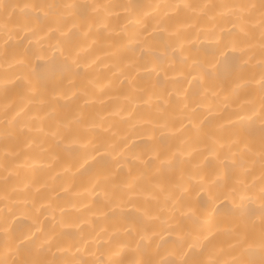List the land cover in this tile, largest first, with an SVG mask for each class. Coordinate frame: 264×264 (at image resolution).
<instances>
[{"label":"snow or ice","instance_id":"6c2138e0","mask_svg":"<svg viewBox=\"0 0 264 264\" xmlns=\"http://www.w3.org/2000/svg\"><path fill=\"white\" fill-rule=\"evenodd\" d=\"M112 9L119 11L113 13ZM102 12L105 19L122 12L127 21L116 32L117 44L127 54L123 63L128 71L120 72L123 79L119 81L127 85L123 99L133 106L127 117H132L136 106L148 104L153 96L156 99V119L130 123V132L122 138L119 150L113 141L115 133L110 126H104L105 118L85 114L88 99L56 119L49 132L34 124L37 119L34 105H48L49 115H54L53 102L57 97L72 104L87 97V92L74 90V80L81 75L80 55L84 51L78 38L88 35L92 30L89 21L98 19ZM189 12L209 20L221 17L232 27L221 24L203 30L195 24H186L183 27L192 31L183 35L171 22L176 15ZM147 18L154 23H144ZM129 26L136 29L132 34ZM103 27L109 30L107 23ZM237 28L239 32L235 31ZM250 30L259 31L264 52V0L231 4L176 0L147 5L0 0V155L4 160L0 165L3 194L0 202L4 203L0 209V264H264V60L256 82L258 99L250 93L249 99L232 107L229 97H224L223 107L228 115L217 128L222 131L227 127L228 139L222 143L214 133H205V148L213 157L214 178L198 185L207 205L200 215L189 200L188 187L175 179L176 173L184 175L180 165L190 153L180 145L162 148L155 135L157 131L161 135L170 131L168 114L175 105L181 106L183 118L199 131L194 119L203 105L194 99L190 107L188 89L182 84L203 89L205 93L211 91L212 95H216L217 87L227 91L219 65L229 49L246 54L241 37L246 38ZM201 39L211 44L212 56L202 58L198 54L196 42ZM177 54L181 66L187 69L186 73H179L180 79L173 80L180 87L154 92L155 85L145 89L134 84L132 72L164 73L167 78L162 65L167 59L171 66ZM35 61L44 62L43 73L36 71ZM65 70L67 76L58 75ZM206 83L211 87H205ZM239 87L236 84L232 88L233 95ZM206 112L201 123L216 116L212 108ZM96 129H101L102 134L94 135ZM33 130L53 137L57 149L75 162L73 167L79 164L72 172L74 180L82 169H96L91 181L93 189L103 184L107 190L102 206L92 214L103 217L106 227L97 231L82 216L66 222L62 219L64 209H57L51 203L48 208L53 223L46 226L39 219L36 201L27 191L30 186L25 184L19 190L22 196L15 195L18 190L13 179L18 172L10 161L20 154L21 138ZM132 135L147 138L150 145L147 152L130 154ZM246 156L259 161L258 182ZM51 160L59 161V152L52 153ZM157 162L158 166L151 167ZM117 173H124L130 179L118 181ZM58 175L53 172L50 179L55 180ZM196 175L199 173L188 172V180ZM237 175L244 179H235ZM145 190L147 195L141 200ZM35 191L39 192V188ZM161 197L167 205L164 217L147 207L149 201H159ZM21 205L37 213L28 225H23L17 217L18 212L24 215ZM57 210L59 220L55 215Z\"/></svg>","mask_w":264,"mask_h":264},{"label":"bare ground","instance_id":"6f19581e","mask_svg":"<svg viewBox=\"0 0 264 264\" xmlns=\"http://www.w3.org/2000/svg\"><path fill=\"white\" fill-rule=\"evenodd\" d=\"M12 2L22 3L24 0H12ZM80 3H99V4H121L127 2L139 4H165L176 2V0H77ZM188 2L196 4L202 3L204 0H188ZM215 4H231L239 2L259 3V0H210ZM119 9H112V12H118ZM162 14V13H161ZM92 24V30L88 32L87 36H80L78 43L84 49L80 55L81 61V75L74 80L76 89L87 92V97L78 99L75 104L65 101L61 97H57L53 104L56 107L54 115H49L51 108L48 105H34V112L37 117L34 122L35 125L43 127L45 132H49L55 126V120L59 119L65 113L70 111L78 104H84V99L90 101L89 104L84 105V112L88 114H99L103 116L104 126L111 127V131L115 133L113 141L117 145V150L121 146L122 138L129 134V124L136 123L143 119H156L154 107L156 104L155 96L148 104H140L136 106V110L132 112V117H127V112L131 111L132 105L123 99L127 85H121L120 72H127L123 63V57L126 52L117 44L119 39L116 32L120 27L127 23L124 19V14L121 12L119 16L112 15L105 19L103 12L98 19L89 21ZM107 23L109 30L106 31L103 27ZM144 23L152 25L154 21L151 18L144 20ZM186 24H195L203 30H210L217 28L221 24H225L223 18L217 17L215 20H209L200 17L194 13H180L175 16L171 22V26L179 28L183 35H188L192 30L185 29ZM226 28H231L232 25L225 24ZM87 31V29H84ZM129 34H132L136 29L129 26ZM239 32L237 28L235 30ZM244 40L242 47L246 54H241L239 51L233 52L229 49L227 56L223 58V62L219 65V72L222 79V84L227 91H222L219 87L214 89L216 95H212L211 91L205 93L203 89L189 88L186 83L182 84L183 88L188 89L190 107L193 106L191 101L199 99L203 107L198 111L197 118L194 123L199 125V131L191 127L188 121L183 118L181 106L175 105L174 111L169 112L168 120L170 123V131H164L163 135L159 131L156 136L159 137V144L162 148L175 147L180 145L190 155L183 157V163L180 169L184 175L175 174V179L180 183L186 185L189 189V200L193 207L196 208L197 215H200L202 210L207 207L206 197L204 193L199 191L198 185L201 181L207 182L214 178L213 175V157L208 154L205 143V133H214L222 143L229 137V129L225 127L224 130H218L217 125L223 123L228 115L224 109V97H229V103L232 107L250 98V93H254V98L258 99L259 89L256 83L259 80L261 67L260 63L264 60V52L261 48V38L258 30H250L249 35L241 37ZM196 49L202 58H208L214 54V50L207 40L201 39L196 42ZM167 72V78L164 73L157 75V72H132L135 77L134 84L144 87L145 89H152L154 92H159L164 89L171 91L175 87H180L173 83V80L180 79L179 73L187 69L180 64V56L177 54L175 61L169 66L167 59L163 65ZM34 67L37 72L43 73L44 62L35 61ZM159 71V67L157 69ZM58 75L67 76V71L58 72ZM236 84L240 87L236 90L235 95L232 94V88ZM205 87H211L206 83ZM2 102V101H0ZM234 102V103H233ZM212 108L216 111V116L208 121H204L203 117L207 114L206 110ZM183 121V126L181 125ZM101 129H96L94 135H100ZM147 138L142 135H132L130 138L129 148L131 153L147 152L150 145L146 143ZM181 141L183 142L181 144ZM19 156L11 158L12 167L18 172L14 177L13 183L17 188L16 196H22L23 193L19 190L24 189V185L28 184V193L36 201V208L39 210V219L47 226L53 223L52 214L48 204L51 203L53 207L63 208L64 215L62 219L66 222L75 221L78 217H84L89 220L97 231L107 224L103 217L93 215L95 210L102 206L104 199V192L107 190V185H101L95 190L91 183L96 174V169L86 168L82 169L80 174L75 178L72 177V172L79 167L73 160L65 157L63 152H60L56 147L53 137L45 135L42 132L33 130L27 133L26 137L21 138L18 143ZM59 152L60 160L52 161L51 154ZM147 158V157H143ZM249 161V167L257 178H259L260 165L256 157H245ZM4 163L3 156L0 155V165ZM48 164L52 167L49 168ZM158 166V162L151 167ZM133 167V165H129ZM68 168L69 171H62ZM135 171V169H134ZM53 172L60 173L55 180L50 179ZM199 173L191 181L188 180L187 173ZM116 180L130 179L124 173H117ZM235 179H244L242 175H237ZM249 180L251 177L248 178ZM41 185H44L43 187ZM39 188V192L35 191ZM67 188V191H62ZM199 193V197H197ZM0 195H3L0 193ZM147 195V190L140 197L143 200ZM198 201V202H197ZM9 207H12L11 200L8 202ZM257 207L259 202H257ZM147 207L155 211L162 217L166 216L167 205L164 204L163 197L159 201H149ZM4 208V203L0 202V209ZM24 215L18 212L17 217L22 221L23 225L31 223L37 213L28 208H23ZM15 210V209H14ZM57 220L61 219L60 213L57 210L55 213ZM191 224V221L188 222ZM74 231V230H73Z\"/></svg>","mask_w":264,"mask_h":264}]
</instances>
